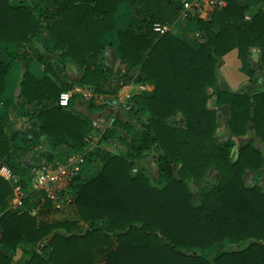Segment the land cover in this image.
Returning a JSON list of instances; mask_svg holds the SVG:
<instances>
[{
	"label": "trees",
	"instance_id": "trees-1",
	"mask_svg": "<svg viewBox=\"0 0 264 264\" xmlns=\"http://www.w3.org/2000/svg\"><path fill=\"white\" fill-rule=\"evenodd\" d=\"M123 1L54 0L58 11L49 31L56 46L64 48L62 55L83 69L84 85L98 87L104 78L95 54L103 36L113 30V15ZM155 1L135 0L145 33L134 28L118 32L120 61L137 68L140 81L154 85L152 92L140 95L149 113L146 123L136 137L118 134L126 156L99 148L93 152L102 167L74 185L75 219L38 222L31 214L39 204L38 194L26 197L25 210L11 211V186L0 177V264H264V190L244 182L246 170L262 167V154L251 141L236 156L229 144L215 143L216 110L207 106L210 95L205 90L217 82L219 61L220 68L238 65L251 47L260 50L264 69V10L247 20L237 0H224L210 19L193 18L203 38L194 49L180 39L176 25L162 35L152 31L158 22ZM47 17L38 6L12 7L0 0V42L9 58L6 64L0 62L4 101L17 86L28 103L56 99L68 90L47 76L37 80L27 70L20 75L27 56L24 45L31 43ZM215 96L216 105L230 107L234 135H245L253 123L264 141V93L217 90ZM72 100L67 108L56 103L43 108L36 117L41 133L53 143L77 150L85 143L90 122L72 114ZM178 113L181 119H176ZM6 122L0 118V163L10 164L16 135L5 133ZM120 126L125 125L114 124ZM115 133L108 128L102 138ZM20 141L23 151L37 142L34 137ZM149 155L155 174L139 168ZM210 167L218 179L199 192L195 205L187 181L204 179ZM229 241L237 247L223 249ZM26 244L32 245L28 257L16 260L17 248ZM208 251L211 260L205 256Z\"/></svg>",
	"mask_w": 264,
	"mask_h": 264
},
{
	"label": "crops",
	"instance_id": "crops-1",
	"mask_svg": "<svg viewBox=\"0 0 264 264\" xmlns=\"http://www.w3.org/2000/svg\"><path fill=\"white\" fill-rule=\"evenodd\" d=\"M12 7L18 6H38L48 15L46 20L41 21L39 32L33 37L30 44H26L27 56L20 65V75L27 70L35 79L39 80L44 76L49 77L56 85H66L68 90L74 86H81L90 93L88 98H83L79 94H74L69 109L72 114L87 119L90 122L89 132L85 138V143L77 150H73L66 145L53 143L49 137L41 133L40 122L36 115L39 110L49 108L55 104L56 99H48L40 102L28 103L20 96L19 87H15L14 93L8 101L0 98V118H6L5 133L8 136L16 135L15 149L9 158L20 175H25V169L21 167L22 161L33 157V149L24 150L20 148L21 137L30 140L34 137L35 145L42 144V154L48 159L63 161L71 155L84 157L95 169V174L101 169L102 163L99 157L93 153L96 149H103L109 153L126 156L127 147L118 139V134L125 138L136 137L146 123L149 113L144 107L140 95L145 92H152L154 85L140 81L137 68L130 64L122 63L117 54V47L120 44L118 32L128 28H134L137 32L145 33L146 24L138 21L136 16L135 0H124L120 3L113 15L114 28L103 36V45L96 52L97 62L104 70V78L98 87L84 85L81 83L83 69L69 57H64L63 47H57L56 41L49 31V26L54 22L53 15L58 11L54 0H6ZM183 0H156L153 2V12L160 23L169 24L170 27L176 25L180 30V39L194 49H198L203 42L202 35L193 19L183 18L180 15ZM245 7L244 15L250 20L258 11L264 10V0H237ZM215 9L208 4H204L201 14L197 17L210 19ZM215 31L218 30L215 26ZM21 52V49H20ZM260 50L251 47L245 59L238 65L220 68L221 61L216 68L217 82L214 86L205 88L210 95L207 106L216 110L217 128L214 134V141L217 144H229L232 152L236 156L238 149L252 142L254 149L262 154L263 164L258 171L246 170L244 175L245 185L251 187L258 185L264 190V141L254 130L253 123L248 126L247 133L243 136L234 135L229 128L230 107L229 105H216L215 91L222 90L230 93L256 94L264 93V69L260 68ZM0 62L8 63V52L5 44L0 42ZM252 70V73L249 71ZM182 116L176 114V119ZM115 123L124 124V127H114ZM108 128L116 131L115 135L103 139L102 134ZM90 155L87 159V155ZM151 156V155H149ZM152 157V156H151ZM153 167V169H151ZM140 169L156 172V166L152 158H146L142 162ZM209 172H214L215 178L210 179ZM94 174V175H95ZM93 175V176H94ZM90 178V177H87ZM85 178V179H87ZM218 179L214 167H210L206 176L202 180L192 182L213 183ZM208 188V187H207ZM46 201H40L38 206L33 208L31 214L35 215L40 222V215L47 216L55 211H69L73 218L77 217L75 207L69 206L57 209L51 205L46 206ZM47 221V220H45ZM237 247V242H225ZM32 245L26 244L18 247L15 256L19 251L17 260L26 259Z\"/></svg>",
	"mask_w": 264,
	"mask_h": 264
},
{
	"label": "built area",
	"instance_id": "built-area-1",
	"mask_svg": "<svg viewBox=\"0 0 264 264\" xmlns=\"http://www.w3.org/2000/svg\"><path fill=\"white\" fill-rule=\"evenodd\" d=\"M204 4L212 8H221L225 5L224 0H183L180 15L183 18H196L201 14ZM170 28L169 24L154 22L152 31L157 35H162ZM74 94L88 98L90 93L81 86H74L71 90H63L55 100L61 107H68L69 101ZM33 157L23 160L21 167L25 170V175L17 173L15 165L7 162L0 163V177L10 183L11 194L8 198V209L21 212L25 210L24 200L29 194H38L39 202L49 200L51 205L57 209L73 206L74 185L81 178L82 165L85 163L84 157L71 155L63 161L48 159L42 153V144L31 147ZM19 175V176H18ZM32 211V210H31Z\"/></svg>",
	"mask_w": 264,
	"mask_h": 264
},
{
	"label": "rangeland",
	"instance_id": "rangeland-1",
	"mask_svg": "<svg viewBox=\"0 0 264 264\" xmlns=\"http://www.w3.org/2000/svg\"><path fill=\"white\" fill-rule=\"evenodd\" d=\"M123 135L127 137L126 133H124ZM147 158H152V157L148 156ZM151 169H153V167H151ZM17 173L19 174V173H21V171H18ZM150 173L154 174V172L152 170ZM94 174H95V169L93 167H91L88 163H84L82 165L81 178L92 177ZM209 174H210L209 178L213 180L215 178L214 172H209ZM210 185H211L210 182H207V184H203L201 182L195 183L192 181H187L188 190H189V192H191V194L193 196V203L195 205H197V202H198L199 192L206 190L207 187ZM40 217L42 218V219H40V223L51 222V221H55V220L72 219L73 218L72 213H70L69 211H60V210L55 211L53 213H49L47 216L40 215ZM45 220H47V221H45ZM223 249L233 250L234 246L230 245L229 243H224ZM211 251H208L205 253V256L210 260L212 259V256H213V253ZM19 254L20 253L18 251V253L16 254V257H14V258H17Z\"/></svg>",
	"mask_w": 264,
	"mask_h": 264
}]
</instances>
